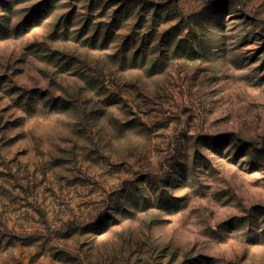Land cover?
Here are the masks:
<instances>
[{"label":"rangeland","instance_id":"374dc122","mask_svg":"<svg viewBox=\"0 0 264 264\" xmlns=\"http://www.w3.org/2000/svg\"><path fill=\"white\" fill-rule=\"evenodd\" d=\"M0 264H264V0H0Z\"/></svg>","mask_w":264,"mask_h":264}]
</instances>
